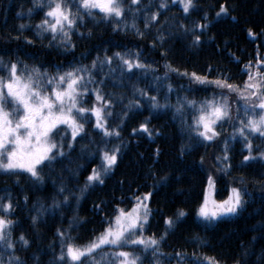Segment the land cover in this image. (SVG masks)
I'll use <instances>...</instances> for the list:
<instances>
[{
	"label": "trees",
	"instance_id": "16d2710c",
	"mask_svg": "<svg viewBox=\"0 0 264 264\" xmlns=\"http://www.w3.org/2000/svg\"><path fill=\"white\" fill-rule=\"evenodd\" d=\"M195 2L196 9L185 14L179 0H168L165 9L159 7L161 0H141L142 11L136 13L135 24L143 35L131 27L130 14L125 18L127 28L101 19L99 13L95 20L85 17L78 30L72 31V49L51 40L48 33L37 35L35 26L44 19L46 9L35 8L34 0H0V76H7L10 62H23L29 69L38 67L54 75L71 66L91 65L99 57L93 79L103 83L89 85L83 103H89V109L98 105L91 89L100 88L112 102L105 110L112 113L108 126L120 132L119 137H104L89 112L83 139L78 136L71 151L65 146L66 155L44 168L42 182L28 173L0 172V203L9 199L13 203L10 213L0 215L14 222V255L26 264H55L64 244L86 245L104 231L106 221L118 209H130L136 196L147 193L152 194L148 201L151 213L143 234L164 239L155 254L151 249L141 251L140 246L123 249L134 251L142 264H197L203 256L215 257L220 264H264V159L259 156L264 153V137H248L254 142L252 155L257 159L245 162L249 152L244 139L230 136L236 117L221 122L216 140L205 141L190 128L192 110L185 108L183 115L176 112L178 100L198 102L218 93L214 85L190 79L193 72L209 80L228 77L230 83L243 88L248 67L261 62L258 72L264 76V0ZM221 6L228 11L217 16ZM156 12L159 17L153 21L150 17ZM21 24L28 27L21 30ZM197 24L207 27L201 30ZM196 35L200 36L198 44L193 43ZM115 53L139 59L146 69L127 71ZM105 56L113 57L111 65L101 63ZM138 89L146 95L141 96ZM152 96L168 107L153 108L148 99ZM144 123L151 135L141 129ZM68 142L64 140L65 145ZM113 147L120 148L118 161L104 177V184H93L81 193L91 170L101 165L102 150ZM225 154L228 161L217 159ZM226 164L231 166L225 169ZM209 176L215 182L216 198L224 199L231 188H239L244 193V208L212 222L199 217ZM62 185L64 194L58 191ZM64 195H69L67 204ZM54 202L59 207L54 208ZM41 206L43 211H39ZM181 210L186 215L177 220ZM34 216H39L35 224ZM169 218L175 221L172 228L165 223ZM61 231L64 237L58 235ZM20 236L29 241L27 247L22 246ZM10 254L12 250L0 249L5 259ZM84 264L91 261L86 259Z\"/></svg>",
	"mask_w": 264,
	"mask_h": 264
},
{
	"label": "snow or ice",
	"instance_id": "6c2138e0",
	"mask_svg": "<svg viewBox=\"0 0 264 264\" xmlns=\"http://www.w3.org/2000/svg\"><path fill=\"white\" fill-rule=\"evenodd\" d=\"M175 2L176 0H173V3ZM179 2L185 14L196 9L195 0H179ZM140 5L141 0H34L35 8L46 9L44 19L35 27L38 36L48 33L51 40L58 41L64 48L74 49L75 44L72 43L71 38L72 31L73 29L78 30L85 17L95 20L99 13L102 14L101 19L115 21L117 27L123 24L127 28L128 24L125 22V18L126 14H130L133 17L131 27L136 29L135 16L137 12L142 11ZM159 7L167 8L168 0H161ZM227 11V8L221 6L217 16L221 13L226 14ZM31 13L32 9H29V16ZM158 17L159 12H156L151 15L150 19L155 21ZM26 27L28 26L24 24L19 26L21 30ZM196 27L203 30L207 25L197 24ZM136 30L138 34L143 35L138 29ZM79 35L83 36V33H79ZM160 39L163 42L162 36ZM199 41L200 36L196 35L193 43L198 44ZM27 43H32V41H27ZM114 55L129 72L133 68L146 69L139 59L133 61L121 53ZM134 55L138 56V54ZM97 61H99V57L91 65L71 66L66 71L58 70L54 75L49 74L46 70L42 72L38 67L29 69L28 65L23 62H10L6 66L7 76H0V172L14 175L28 173L36 182H42L44 168L50 167L54 162H58L59 157L66 155L65 146L71 151L78 136L83 139L84 124L87 122L85 114L89 112L95 116L94 127L99 129L104 137L120 136L119 131L110 129L108 126L107 117L112 113L105 110L112 107V102L101 94L100 88L91 89L95 94L98 106L91 109L83 106V98L90 91L89 85L103 83V81L97 82L93 79ZM112 61L113 57L105 56L101 63L111 65ZM0 65H3L2 59H0ZM168 67L170 68V66ZM170 70L177 71L176 69ZM183 75L189 74L185 72ZM190 79L196 83L214 85L220 89L219 99L214 95L203 102L190 101L186 98L183 101L178 100L176 112L183 115L185 108L191 109L194 113V124L190 125V128L203 140L214 141L221 134L217 130L218 126L222 127L221 122L232 120V108L228 97L234 93L237 98L236 119L239 125L237 132L243 137L249 152L244 157V161L257 159L252 155L253 145L248 137L252 134L264 137V76H261L259 72L253 74L251 66H249L248 80L244 83L243 89L239 85L230 83L229 78L223 76L209 80L207 77L193 72ZM137 91L141 96L146 95L141 89ZM148 99L153 108L168 107L167 103L160 105L155 96ZM165 100L167 101V97ZM136 106L139 107L138 104ZM141 129L149 132L147 123L142 124ZM67 130H70V140L65 145L61 133H67ZM149 135H151L150 132ZM224 151L225 153L228 151L227 144H225ZM119 152V147L102 150L101 165L99 168L91 170V174L86 178L84 188L79 189L81 193L93 184H104V177L117 165ZM260 158L264 159V153H261ZM217 159L228 161L229 157L225 154ZM230 166V164H226L225 169ZM207 184L208 191L211 192L215 186L211 176L208 177ZM58 191L60 194H64L66 188L62 185ZM71 194L69 192V195ZM69 195H64L63 203L67 204ZM151 195V193H147L143 197L136 196L135 206L130 210L118 209L113 218L106 221L108 226L104 231L86 245L64 244L60 255L55 257V264H68L69 261L72 264H84L86 259L90 260L91 264H142L141 257L134 251L123 249L140 246L141 251L146 252L151 249L154 254L158 252L164 237L158 239L154 234L148 237L143 234L144 226L148 223L151 213L147 203L151 199ZM78 199L79 197H77ZM245 204L244 193L239 188H232L231 194L226 200L219 203L213 200L211 208L206 195L198 215L205 221L212 222L223 216L237 214ZM53 207H59V204L54 202ZM12 210L13 203L10 199L6 204L0 203V212L10 213ZM43 210V206H41L39 211ZM185 215L186 213L181 210L176 219ZM38 218L39 216L32 217L34 224ZM165 223L169 228L175 226V221L172 218L167 219ZM13 224L11 219L0 215V249L12 250V254L8 255L6 259L0 255V264H26L19 256L14 255L16 247L11 239ZM58 235L64 237L62 231ZM19 241L23 247H27L29 244L24 236H20ZM108 248L113 251H107ZM182 255L177 253V256ZM97 256H99V260L96 259ZM197 264H220V261L215 257L203 256L197 259Z\"/></svg>",
	"mask_w": 264,
	"mask_h": 264
},
{
	"label": "rangeland",
	"instance_id": "374dc122",
	"mask_svg": "<svg viewBox=\"0 0 264 264\" xmlns=\"http://www.w3.org/2000/svg\"><path fill=\"white\" fill-rule=\"evenodd\" d=\"M259 66H261V62H258V63H256L255 65H253L252 66V68H251V72L253 73V74H255V73H257L258 72V68H259ZM6 77V76H5ZM241 89H243V88H241ZM216 90L218 91V93L220 92V89H217L216 88ZM218 93H216V97H217V99H219V95H218ZM93 95H95V94H93ZM88 96V95H87ZM87 96H85L84 98H83V100L85 99V98H87ZM89 98V97H88ZM210 98H212V96L211 97H209V98H205V99H210ZM204 98L203 99H201V101H198V102H203L204 100H205ZM228 99H229V101H230V106H231V108H232V119H233V117H236V108H237V98H236V95L233 93V94H230L229 95V97H228ZM83 106L84 107H89L90 106V104L88 103V104H85V103H83ZM95 106H98V105H95ZM92 107H94V106H92ZM91 107V108H92ZM241 118H243V116H241ZM236 121V128L233 130V132L230 134V136L231 137H233V136H239V137H241L240 135H239V133L237 132V128H238V121H237V119L235 120ZM61 127H63V126H61ZM61 135L64 137V140L65 139H69L70 140V130H67V133H65V132H62L61 133ZM256 135H259V134H252L251 135V137H253V136H256ZM241 138H243V137H241ZM249 139V138H248ZM250 140V139H249ZM251 141V140H250ZM57 142H59V140H57ZM251 143H252V141H251ZM245 147H246V145H245ZM247 148V147H246ZM259 156H261V153L259 154ZM233 188H236V187H233ZM232 189V188H231ZM231 189H230V192H229V195L231 194ZM215 193H216V190H215V188L211 191V192H209L208 191V184H207V187H206V190H205V196L207 195L208 196V198H209V207L211 208L212 207V201L213 200H215L217 203H219V202H222L223 200H226L227 198H228V196L226 197V198H224V199H218V198H216V195H215ZM205 198V197H204ZM148 203V202H147ZM135 206V205H134ZM133 206V207H134ZM132 208V207H131ZM130 208V209H131ZM130 209H128V210H130ZM127 211V210H126ZM198 213H199V211H198ZM199 216V215H198ZM200 217V216H199ZM224 217V216H223ZM202 218V217H201ZM100 235V234H99ZM98 235V236H99ZM126 251H128V250H126Z\"/></svg>",
	"mask_w": 264,
	"mask_h": 264
},
{
	"label": "bare ground",
	"instance_id": "6f19581e",
	"mask_svg": "<svg viewBox=\"0 0 264 264\" xmlns=\"http://www.w3.org/2000/svg\"><path fill=\"white\" fill-rule=\"evenodd\" d=\"M1 44V43H0ZM252 145H253V150H254V147H255V145H254V142L252 141Z\"/></svg>",
	"mask_w": 264,
	"mask_h": 264
}]
</instances>
